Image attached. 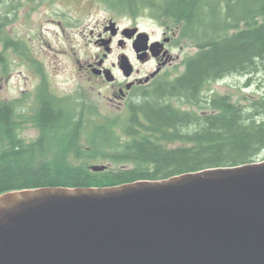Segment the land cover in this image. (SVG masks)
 Listing matches in <instances>:
<instances>
[{
  "label": "trees",
  "instance_id": "1",
  "mask_svg": "<svg viewBox=\"0 0 264 264\" xmlns=\"http://www.w3.org/2000/svg\"><path fill=\"white\" fill-rule=\"evenodd\" d=\"M99 1L119 12L149 10L153 19L179 28L177 44L186 39L196 53L184 59L181 75L159 83L144 93L139 103L129 105L130 113L120 126L121 137L110 122V126L96 129L95 138H89L93 145L88 151L77 149L72 156L87 160L99 153L101 146L119 148L111 154L101 152L114 163L125 165L119 169L93 173L87 164L68 159L66 151H61L64 146L54 147L56 151L52 148L70 124L68 109L56 111L48 100H42L34 123L42 124L43 138L27 144L20 137L12 105L0 104V195L45 187L103 188L160 181L264 160H258L264 154V122L254 119L264 109V101L244 109L227 97L204 99L212 82L264 71V0ZM243 2L254 3L251 8L242 7L250 12L234 13L232 7ZM10 3L0 0V7L5 8L0 29L12 21ZM184 105L206 112L198 115L174 110ZM76 124L77 129L80 123ZM188 127L193 129L186 131Z\"/></svg>",
  "mask_w": 264,
  "mask_h": 264
},
{
  "label": "water",
  "instance_id": "2",
  "mask_svg": "<svg viewBox=\"0 0 264 264\" xmlns=\"http://www.w3.org/2000/svg\"><path fill=\"white\" fill-rule=\"evenodd\" d=\"M147 38L140 34L137 54ZM0 264H264V160L160 181L6 192Z\"/></svg>",
  "mask_w": 264,
  "mask_h": 264
},
{
  "label": "rangeland",
  "instance_id": "3",
  "mask_svg": "<svg viewBox=\"0 0 264 264\" xmlns=\"http://www.w3.org/2000/svg\"><path fill=\"white\" fill-rule=\"evenodd\" d=\"M251 3L233 6L232 11L248 14L250 11L242 7L251 8ZM10 4L12 21L0 29V104L12 105L21 139L31 144L43 138L42 132L32 123L40 101L54 97L72 115L70 124L52 147L55 151L64 146L61 151H66L71 161L88 167L105 166L104 171L125 166L102 156L101 152L119 151L114 147L104 149L101 146L99 153L87 160L72 157L77 149L88 151L93 145L90 139L96 137V129L110 126V122L114 123L116 135L121 137L120 126L128 117L116 108V104L108 103L107 98L112 97L106 88L107 83L95 80L84 68L105 54L104 47H100L97 41L107 20L112 19L122 27L136 25L154 39L171 24L153 19L149 10L119 12L99 0H11ZM4 11L5 8L0 7V14ZM185 44L176 43L172 47V56L176 60L163 76L173 79L182 74V62L196 53V48L189 42ZM118 52L115 50L106 58L105 67L111 68ZM153 68V65L137 66L141 75L151 73ZM207 92L204 99L227 97L233 105L247 109L252 103L264 101V71L212 82ZM183 107L186 108L182 111L187 114L206 112ZM254 119L264 122V109ZM78 122L80 126L76 129ZM192 129L188 127L186 131ZM262 159L264 154L258 158Z\"/></svg>",
  "mask_w": 264,
  "mask_h": 264
},
{
  "label": "flooded vegetation",
  "instance_id": "4",
  "mask_svg": "<svg viewBox=\"0 0 264 264\" xmlns=\"http://www.w3.org/2000/svg\"><path fill=\"white\" fill-rule=\"evenodd\" d=\"M110 24H114V33L112 30L108 29ZM133 29L135 32L130 35V32ZM141 33H145L148 38L147 41H139V45L142 49L137 54L134 44L140 37ZM178 36L179 28L165 27L162 35L159 38L154 39L150 34L141 30L136 25L122 27L117 22L109 19L103 26L102 32L98 34L97 41V44L100 47L103 46L104 50L107 49V51L103 54L102 59L87 64L84 70L92 75L95 80L107 83L106 88L112 97L107 98L108 103L116 104V108L119 111H123L129 115L130 104L139 103L143 94L156 88L159 83L165 82L166 80H172L169 77H166V75L163 76V73L169 67L174 66L176 58L172 56L171 49L177 43ZM188 42L189 41L185 39L181 43L185 44ZM104 43L107 44L104 46ZM154 43H159L160 46L153 54L151 46ZM115 50L119 51L115 63L111 65V68L105 67L104 62L106 61V58L111 56ZM122 57L126 58V70L121 68ZM148 65L154 66L152 72L146 75H141L137 66ZM182 67L184 71L183 62ZM105 73H107L109 79H106ZM48 102L52 104L51 106L56 111H58L59 107H62L60 102L54 97H49ZM185 108L186 107L178 106L174 108V110L182 111ZM32 125L41 131L42 124L32 123Z\"/></svg>",
  "mask_w": 264,
  "mask_h": 264
}]
</instances>
